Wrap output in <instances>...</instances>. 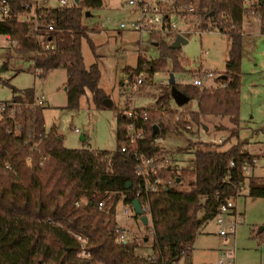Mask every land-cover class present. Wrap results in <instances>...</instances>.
Instances as JSON below:
<instances>
[{
    "label": "trees",
    "instance_id": "16d2710c",
    "mask_svg": "<svg viewBox=\"0 0 264 264\" xmlns=\"http://www.w3.org/2000/svg\"><path fill=\"white\" fill-rule=\"evenodd\" d=\"M28 3L34 4L36 15L42 12L44 21L54 19L53 29L41 26L33 30L34 13ZM98 4L96 0H85L80 5L37 9L36 0H11L10 13L0 17V34H9L17 44L10 46L12 50H8L5 63L18 53L31 56L35 71L41 76L65 67L69 108H77L87 90L92 92L97 105L105 104L104 99L110 97L100 84L99 64L87 66L82 52L84 38L95 52L90 31H99L101 27L89 28L83 18L89 10L85 8ZM194 13L200 14L204 28H218L230 36L227 69L220 74L226 76L219 75L220 83L213 86H177L191 99L198 100V108L189 114L199 128L210 133L208 120L218 117L221 121H215L214 127L230 133L222 142L190 141L189 147H195L196 176L187 187L180 186L183 177L173 165L160 170L170 181L150 195L155 229L152 256L156 260L138 253L137 242H118L115 237L117 203L122 199L130 204L136 196L137 160L121 150L122 144L128 143L127 116L118 113L117 147L112 152L68 147L56 125L47 128L45 106L26 104L35 100L34 87L12 86L8 100L20 101L21 108L15 115L0 116V264H174L189 253L201 225L216 216L220 203L235 194L239 185L243 184L251 196L264 197V176H242L237 167L228 166L230 159L239 166L241 161L256 156L248 151L247 138L239 136L241 29L244 16L250 13L259 15L257 19L264 31V0H196ZM47 43L55 47L47 49ZM145 63L150 75L166 67L163 55L155 59L141 56L137 68ZM171 97L169 84L160 92L155 105L149 107L144 122L147 133L141 142L147 154L164 152L161 144L152 143L157 135L167 136L170 131L180 130L163 119L161 108L175 112L169 108ZM226 118L229 124L223 121ZM155 123L159 125L157 132ZM233 136L237 139L232 145L219 147ZM91 164L96 166L92 175L87 172ZM230 169L232 177L227 181L225 174ZM79 199L83 201L77 205ZM101 199L106 200L103 210L97 207ZM77 233L87 237L90 256L78 255Z\"/></svg>",
    "mask_w": 264,
    "mask_h": 264
},
{
    "label": "rangeland",
    "instance_id": "374dc122",
    "mask_svg": "<svg viewBox=\"0 0 264 264\" xmlns=\"http://www.w3.org/2000/svg\"><path fill=\"white\" fill-rule=\"evenodd\" d=\"M50 6L58 5V0L44 2ZM86 9L91 15L83 20L89 28L100 26L99 31H90L95 43L93 51L88 39L82 42V52L87 66L98 62L102 72L100 84L108 92L110 104L97 105L92 92L87 90L81 96L77 108L67 106L65 81L67 70L57 67L45 76L39 75L34 68V60L29 55L14 53L9 59L7 68L2 66L6 61L10 41L0 34V99L8 100L12 97V86L19 88L34 87L39 95L44 94V115L49 129L56 125L64 136V143L68 147H88L96 153L112 152L117 147L116 129L117 116L120 111L119 103L123 100L120 83L128 71L137 68L139 58L155 59L164 56L165 69L149 74L148 80L141 84L137 94L139 107H153L160 96V92L169 86V73L174 72L176 82L186 85L192 83V78L198 72L212 70V75H205V85L213 86L220 83L218 76L227 69L228 52L231 45L230 36L218 28H204L202 17L198 13H187L183 16L176 14L171 18L177 21L176 29L183 30L188 42L179 47H172L177 35H154L120 28V22L128 19L130 9L125 3L118 4L116 0H104L103 5L89 6ZM110 16V20L107 17ZM257 18L248 13L242 24V58H241V86H240V124L239 136L247 138L246 147L257 157L253 167L254 175L264 176V31ZM158 37H160L158 39ZM160 42V43H159ZM178 65L177 68H175ZM6 64V63H5ZM132 67L131 70L127 69ZM163 80V82H162ZM169 108L175 112L189 113L198 108V100L190 99L179 105L173 97L169 99ZM166 108V107H165ZM164 108H161V111ZM168 109V108H167ZM122 113V112H121ZM221 118L208 120L210 133L198 127L194 122V130L186 132L173 130L162 136L158 143L164 152L174 159L173 167L182 175L180 186L187 187L196 176L194 163L195 147H189L190 141L198 140L200 134L223 136L229 130H217L214 122ZM165 120V119H164ZM225 123L229 124L227 118ZM78 129V131H77ZM85 136V138L82 137ZM236 137L228 139L219 147L228 148L236 141ZM207 140V139H204ZM96 166L91 164L88 174H94ZM123 211L124 202L120 201ZM237 210L241 213L235 230L229 239L219 234V224L215 217L206 220L200 227L196 237L191 242L192 248L183 257L185 262L203 264L217 263L222 251L234 249V264H264V197L251 196L245 187L235 199ZM117 208V206H116ZM202 215V211H200ZM131 228V233L139 235L147 233L148 240H141L136 251L143 255L153 254L152 233L148 231L150 223L145 224L135 216L120 217ZM149 233V234H148ZM191 254L192 257H191Z\"/></svg>",
    "mask_w": 264,
    "mask_h": 264
},
{
    "label": "built area",
    "instance_id": "2783aa9c",
    "mask_svg": "<svg viewBox=\"0 0 264 264\" xmlns=\"http://www.w3.org/2000/svg\"><path fill=\"white\" fill-rule=\"evenodd\" d=\"M37 9L42 7H50V5L45 4L47 0H36ZM82 1L85 0H58V5H80ZM99 4L103 5L104 0H96ZM118 4L124 5V3L130 7L128 11V19L122 20L120 22V28L122 29H131L137 31L140 36L144 33H147L152 38L154 35L161 34H184L183 30L176 29L177 21L171 18V15L176 14V16L187 13H192L196 10V0H116ZM246 1V0H245ZM28 7L34 13V23L32 28L34 31H37L41 26H45L49 29L54 27V19H42V12H35V6L33 3H28ZM11 10V0H0V17L6 16L10 13ZM256 18L259 17L258 14H254ZM110 16L107 17V20H110ZM11 44V47H14L17 44V41L13 39L9 34L5 35ZM36 36L38 34L36 33ZM176 36V37H177ZM175 37V38H176ZM45 48H54L55 44L47 43L44 46ZM147 64L141 68H137L133 71H128L125 77L120 83V89L122 92L123 100L119 103L120 112L127 116L129 122L127 124L126 138L128 143H124L121 146V150L132 154L136 157V176L137 183L135 187V198H138L141 202L143 212L139 214L133 208L132 202L130 204L125 203L123 211L120 210V201L117 203L116 208V226H115V237L118 242L127 243L129 241H135L139 243L141 240H145L147 236L145 234L139 235L135 232L131 233V228L129 225L124 222H120V217L135 216L136 220H141V215L145 214L148 217V223L150 227L148 231L155 234V229L153 228V216L151 209V200L150 195L152 192L159 189L160 185L170 181L169 178L161 175L159 172L161 169L173 165L174 159L171 156L167 155L165 152L147 154L141 146L142 140L146 137L147 127L145 126V121L149 113V107H139L137 105V94L142 83L148 80L149 72L145 68ZM37 72H39L37 70ZM212 70L206 72H198L192 78V83L195 85L203 86L205 85V75H212ZM163 82V80H162ZM45 103L44 95H35V100L32 102H26L28 105H43ZM21 108L20 101H10L0 99V116L4 113L9 115H15L16 112ZM163 111V119L170 120L172 124L176 125L180 130L190 132L194 130V121L191 119L190 114L174 112L165 108ZM184 121V123H182ZM16 130H18L17 126ZM200 129V128H199ZM78 131V129H77ZM199 130L198 140L207 139L212 142H222L224 140L223 136L214 137L212 135L200 134ZM162 140V136L157 135L152 143L159 144L158 142ZM27 161L30 163L31 158L28 157ZM257 163V157L253 156L249 160L245 159L241 161L239 166L236 165L234 159H230L228 166L233 169L237 167V173L242 176H247L250 174L252 167ZM231 169L226 172L225 180L231 181L232 173ZM243 184L237 187L235 194L226 197L219 205L218 213L215 218L219 224V234L226 239H229L233 234L235 227L241 218V213L237 210L235 199L240 194L241 190L244 189ZM83 199L76 201V204H81ZM98 209L103 210L106 207V200L101 199L97 204ZM142 221V220H141ZM147 223V224H148ZM149 234V233H148ZM77 239L80 242V250L78 252L79 256L88 257L90 256V251L87 248V237L82 234H76ZM148 240V239H147ZM146 241V240H145ZM149 257L153 260L156 258L152 255ZM160 264V263H157ZM164 264V263H161ZM174 264H188L182 262V259ZM203 264H234V249L228 248L222 251L221 256L219 257L217 263H203Z\"/></svg>",
    "mask_w": 264,
    "mask_h": 264
},
{
    "label": "water",
    "instance_id": "95a60500",
    "mask_svg": "<svg viewBox=\"0 0 264 264\" xmlns=\"http://www.w3.org/2000/svg\"><path fill=\"white\" fill-rule=\"evenodd\" d=\"M86 15H91V11L87 10ZM188 42V38L182 34H179L174 41L172 42V47H179L181 46L183 43ZM220 76H226V75H220ZM169 83L171 84V95L174 98V100L176 101L177 104L182 105L186 102H188L191 97L190 95H188L187 93H185L184 91H182L178 86H177V82H176V76L174 72H170L169 73ZM104 103L110 104L111 103V99L110 98H106L104 99ZM207 129V128H206ZM154 131L157 132L159 131V125L157 123L154 124ZM83 138H85V136L82 135ZM178 180H180V178H178ZM131 182L128 183V186H130ZM132 205L133 208L135 209V211L139 214H142L143 212V208L141 205V202L138 198H134L132 200ZM141 220L147 224L148 223V217L147 215L143 214L141 215ZM148 237L145 238V240H147Z\"/></svg>",
    "mask_w": 264,
    "mask_h": 264
},
{
    "label": "crops",
    "instance_id": "0c3cea01",
    "mask_svg": "<svg viewBox=\"0 0 264 264\" xmlns=\"http://www.w3.org/2000/svg\"><path fill=\"white\" fill-rule=\"evenodd\" d=\"M257 20V19H256ZM258 22H259V20H257ZM259 25H260V27H261V24H260V22H259ZM6 37V36H5ZM7 38V37H6ZM8 39V38H7ZM9 50V49H8ZM8 50H7V52H8ZM1 65V64H0ZM2 66H4V68L3 69H6L7 68V64H3ZM35 89V88H34ZM35 92H36V94H38L37 93V91L35 90ZM42 95H44V94H42ZM254 167V166H253ZM253 167H252V169H251V171H250V174H254L253 173ZM237 208V207H236ZM191 248H192V246H191ZM192 255L193 254H191V257H192ZM182 262H184V263H188V264H194L193 262H185V261H183V259H182ZM205 263H215V262H205Z\"/></svg>",
    "mask_w": 264,
    "mask_h": 264
}]
</instances>
